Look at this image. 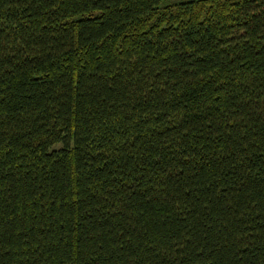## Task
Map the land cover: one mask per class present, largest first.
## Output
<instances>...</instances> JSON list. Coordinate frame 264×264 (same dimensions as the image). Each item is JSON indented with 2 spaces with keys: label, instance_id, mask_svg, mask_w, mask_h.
<instances>
[{
  "label": "trees",
  "instance_id": "1",
  "mask_svg": "<svg viewBox=\"0 0 264 264\" xmlns=\"http://www.w3.org/2000/svg\"><path fill=\"white\" fill-rule=\"evenodd\" d=\"M0 0V264H264V0Z\"/></svg>",
  "mask_w": 264,
  "mask_h": 264
},
{
  "label": "rangeland",
  "instance_id": "2",
  "mask_svg": "<svg viewBox=\"0 0 264 264\" xmlns=\"http://www.w3.org/2000/svg\"><path fill=\"white\" fill-rule=\"evenodd\" d=\"M189 1H194V0H165L160 7H164L167 4L171 3H181V2H189Z\"/></svg>",
  "mask_w": 264,
  "mask_h": 264
}]
</instances>
